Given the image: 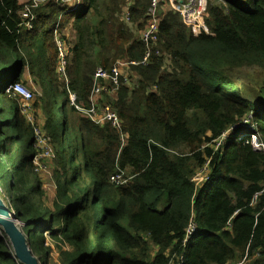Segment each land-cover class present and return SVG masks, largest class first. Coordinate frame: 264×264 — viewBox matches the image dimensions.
Masks as SVG:
<instances>
[{
    "label": "trees",
    "instance_id": "1",
    "mask_svg": "<svg viewBox=\"0 0 264 264\" xmlns=\"http://www.w3.org/2000/svg\"><path fill=\"white\" fill-rule=\"evenodd\" d=\"M226 1L208 7L209 32L198 36L179 13L161 15L149 64L133 68L139 86L121 79L108 98L127 135L122 145L111 123L71 106L69 90L89 106L98 67L143 58L136 32L151 0H83L72 11L49 0L34 9L31 29L20 0H0V195L41 264H226L246 252L245 264H264V193L251 205L264 189V152L251 144L253 134L264 142V0ZM241 68L254 69L252 81ZM27 71L46 117L36 124L56 152L44 161L56 185L50 203L35 165H26L37 153L33 126L5 93L10 82L31 84ZM119 169L129 180L117 185ZM200 172L208 178L198 183ZM191 219L197 230L184 247ZM0 264H23L1 226Z\"/></svg>",
    "mask_w": 264,
    "mask_h": 264
},
{
    "label": "built area",
    "instance_id": "2",
    "mask_svg": "<svg viewBox=\"0 0 264 264\" xmlns=\"http://www.w3.org/2000/svg\"><path fill=\"white\" fill-rule=\"evenodd\" d=\"M49 0H25L23 4V9L21 15L23 18L22 25L31 29L33 27V20L35 19L34 9L39 7V5L47 2ZM56 3L71 4L73 1L75 10L77 7L81 6L83 0H52ZM218 6L224 7L227 5L226 0H151L150 7L148 9V22L145 28L137 31L136 36L138 39L144 41L147 46V50L141 60H130L126 58H120L116 61L114 66L110 69L100 66L96 69L93 76L92 90L89 96V106L78 102L75 93L69 90V100L71 106H73L80 114L87 115L97 124L111 123L112 126L117 129L121 135L122 145L127 142V135L123 132V123L121 121L120 115L113 105L108 102V98L112 97L113 91H117V87L122 79L123 83L131 88H136L139 86V75L133 70L135 66L147 65L151 60L152 44L157 41V36L160 28L161 15L164 11L170 10L179 13L183 18V21L191 28L195 36L200 35L202 32H209L206 25L205 16L208 11V7ZM124 20L126 23L133 25L131 22L130 11L127 8L124 15ZM57 44L61 56V67L60 69L64 72L63 77L68 83V77L65 74V48L61 40H57ZM158 54L161 52L158 51ZM170 68V67H169ZM136 76L138 78V83H131V77ZM153 89H150L152 91ZM6 95L16 96L20 101V107L22 113L25 115L27 120L31 123L34 129L35 142L37 147V153L33 156L32 162L35 165V171L39 173L50 171L47 170L44 161L51 160L55 157V148L52 145L51 137L45 134L40 127L36 124V117L33 113L34 103L36 100V93L32 87L24 84L20 81L10 82L5 88ZM251 118L244 120L245 123H249ZM251 144L253 147L264 152V142L257 135L253 134L251 136ZM209 161H207V164ZM208 177L206 173H198L197 177L194 178L195 181L202 182ZM129 180V177L125 175V171L119 169L116 174L112 175L111 182L117 185L124 184ZM1 189V186H0ZM264 193V189L257 192L252 201L251 205L257 202L260 194ZM238 213V211H236ZM197 230V223L194 219H191L189 225L186 228V235L183 241V246L187 247L189 240L195 234ZM248 261V252H246L244 258L239 262H228L226 264H245Z\"/></svg>",
    "mask_w": 264,
    "mask_h": 264
},
{
    "label": "water",
    "instance_id": "3",
    "mask_svg": "<svg viewBox=\"0 0 264 264\" xmlns=\"http://www.w3.org/2000/svg\"><path fill=\"white\" fill-rule=\"evenodd\" d=\"M22 224L0 195V226L8 236L16 259L23 264H41L30 246L28 235L21 229Z\"/></svg>",
    "mask_w": 264,
    "mask_h": 264
},
{
    "label": "rangeland",
    "instance_id": "4",
    "mask_svg": "<svg viewBox=\"0 0 264 264\" xmlns=\"http://www.w3.org/2000/svg\"><path fill=\"white\" fill-rule=\"evenodd\" d=\"M239 3L242 4H247L248 2L246 1H239ZM86 6V5H85ZM84 6V8H85ZM253 74H254V69H250V68H241L238 70V75L242 78L245 79L247 81H252L253 79ZM131 83L132 85H134V83L136 84V82L138 83V78L136 76H132L131 78ZM27 85V84H26ZM29 87H32L33 90L35 91L36 95H39V88L32 86V84H28ZM18 98V97H17ZM8 100H9V105L12 106V108H14V112H15V107H14V99L12 97L8 96ZM19 100V99H18ZM30 138H32V136H30ZM1 142V140H0ZM32 151L29 153L28 155V159H27V166H30L32 164ZM49 165V163H48ZM50 173L47 172H41L39 171V175L41 176V178L44 181L45 184V190H46V197H45V202L50 203V198H53L55 195V189H56V185L54 183V175H53V171L52 169L49 167ZM48 170V171H49ZM6 183V177H5V172L2 168V166L0 165V184H5ZM6 195H4L5 200L7 199V197H5ZM7 203V201H6ZM12 214L14 215V212L11 211ZM20 226H22V224H20ZM58 254L55 252L54 253V257L57 258Z\"/></svg>",
    "mask_w": 264,
    "mask_h": 264
},
{
    "label": "crops",
    "instance_id": "5",
    "mask_svg": "<svg viewBox=\"0 0 264 264\" xmlns=\"http://www.w3.org/2000/svg\"><path fill=\"white\" fill-rule=\"evenodd\" d=\"M25 0H20V2L21 3H23ZM70 3L71 4H68V5H71V9H73L74 8V5L72 4L73 3V1H70ZM82 4H84V3H82ZM70 9V10H71ZM67 35L71 38V39H75V35H74V33H68L67 32ZM24 81H27V82H30L33 86H34V84H33V80H32V78H31V75H30V73L27 71L26 73H25V75H24ZM111 96H112V98H117V92H115V91H113V94H111ZM33 113H34V115H35V117H37V120H38V122H39V124L42 126V127H44V125H45V121H46V117H45V114H44V110H43V105H42V103H34V111H33ZM35 146H36V142H35ZM36 150H37V147H36ZM34 153H35V147H34ZM33 153V156L35 155ZM32 159H33V157H32ZM48 163H51V161L50 160H46V165L48 166Z\"/></svg>",
    "mask_w": 264,
    "mask_h": 264
}]
</instances>
